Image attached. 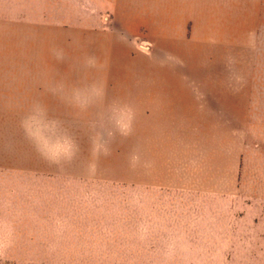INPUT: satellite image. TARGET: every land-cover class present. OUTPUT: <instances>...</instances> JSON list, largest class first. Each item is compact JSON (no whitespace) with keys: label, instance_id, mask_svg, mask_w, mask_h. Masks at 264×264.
<instances>
[{"label":"rangeland","instance_id":"rangeland-1","mask_svg":"<svg viewBox=\"0 0 264 264\" xmlns=\"http://www.w3.org/2000/svg\"><path fill=\"white\" fill-rule=\"evenodd\" d=\"M49 2V21L76 19L56 10H76L77 0ZM93 4L86 0L80 14L86 26L109 27L114 15ZM197 7L194 19L177 17L182 38H162L159 51L135 43L150 57V68L135 79L49 36V110L43 119L25 118L29 153H7L0 170V264H239L237 254L201 251L190 198L175 189L172 166L161 184L143 183L151 160L145 150L189 153L195 140L187 109L174 112L182 119L164 121L160 142L143 143L141 94L129 92L146 76L151 84L163 76L166 85L213 87L207 100L229 108L211 111L213 146L264 153V31L223 45L224 31L207 29L204 0Z\"/></svg>","mask_w":264,"mask_h":264},{"label":"crops","instance_id":"crops-1","mask_svg":"<svg viewBox=\"0 0 264 264\" xmlns=\"http://www.w3.org/2000/svg\"><path fill=\"white\" fill-rule=\"evenodd\" d=\"M49 1L0 0L2 171L6 170L7 153H29L28 141L24 147L22 139V125L29 124L25 118L39 113L43 119L49 110V36L57 34L65 46L92 52L105 70L135 79L150 68V57L135 46L137 40L159 51L162 38L184 36L177 17L182 18V13L187 16V12L188 18L194 19L198 8V0H94L95 12L114 15L110 26L104 28L86 26L84 16L80 17L86 12V0H77L76 10H56L77 14L72 24L49 21ZM204 2L207 29L224 31L223 45L229 46L231 38L244 43L246 31H264V0ZM143 34L147 42L141 39ZM158 78L157 84H151V76H146L141 87L132 85L130 92L121 91L141 94L143 143L160 142L164 121L182 119V113L174 112L187 109L195 140H191L189 153L171 155L148 147L143 157L151 159L150 175L147 182L145 167L143 183L161 184L162 174L172 166L175 189L187 191L185 196L190 198V219L196 220L199 232L195 238L200 239L201 251L237 254L239 264H264V153H244L243 145L230 153L221 141L213 146L209 137V121L214 118L211 111L229 109L223 102L207 100L208 92L214 93L213 87L171 86L163 84V76ZM165 156L167 160L172 157V164L163 159ZM21 167L10 166L13 171Z\"/></svg>","mask_w":264,"mask_h":264},{"label":"clouds","instance_id":"clouds-1","mask_svg":"<svg viewBox=\"0 0 264 264\" xmlns=\"http://www.w3.org/2000/svg\"><path fill=\"white\" fill-rule=\"evenodd\" d=\"M131 119H132L131 110H128L129 128H130V122H131Z\"/></svg>","mask_w":264,"mask_h":264},{"label":"built area","instance_id":"built-area-1","mask_svg":"<svg viewBox=\"0 0 264 264\" xmlns=\"http://www.w3.org/2000/svg\"><path fill=\"white\" fill-rule=\"evenodd\" d=\"M137 43L139 44L140 47H145V46H147V45H144V44H146L145 42H142V41H140L139 39L137 40ZM144 49H145V48H144Z\"/></svg>","mask_w":264,"mask_h":264},{"label":"water","instance_id":"water-1","mask_svg":"<svg viewBox=\"0 0 264 264\" xmlns=\"http://www.w3.org/2000/svg\"><path fill=\"white\" fill-rule=\"evenodd\" d=\"M144 48H145V49H150V46L147 45V46H145Z\"/></svg>","mask_w":264,"mask_h":264},{"label":"bare ground","instance_id":"bare-ground-1","mask_svg":"<svg viewBox=\"0 0 264 264\" xmlns=\"http://www.w3.org/2000/svg\"><path fill=\"white\" fill-rule=\"evenodd\" d=\"M145 45V44H144Z\"/></svg>","mask_w":264,"mask_h":264}]
</instances>
